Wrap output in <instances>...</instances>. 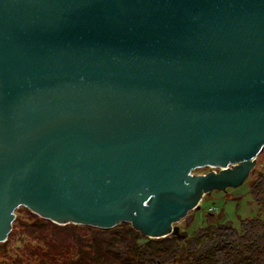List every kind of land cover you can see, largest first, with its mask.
Returning a JSON list of instances; mask_svg holds the SVG:
<instances>
[{
  "label": "water",
  "instance_id": "water-1",
  "mask_svg": "<svg viewBox=\"0 0 264 264\" xmlns=\"http://www.w3.org/2000/svg\"><path fill=\"white\" fill-rule=\"evenodd\" d=\"M263 146L264 0H0V242L19 206L177 234Z\"/></svg>",
  "mask_w": 264,
  "mask_h": 264
},
{
  "label": "trees",
  "instance_id": "trees-1",
  "mask_svg": "<svg viewBox=\"0 0 264 264\" xmlns=\"http://www.w3.org/2000/svg\"><path fill=\"white\" fill-rule=\"evenodd\" d=\"M249 192L254 200L264 202L263 173L250 181ZM25 211L27 220L20 215L14 218L5 241L19 229L31 239L24 248L36 264H264V220L258 217L241 219L237 229L229 221L207 216L192 234L180 230L148 237L127 221L110 228L58 224L28 208Z\"/></svg>",
  "mask_w": 264,
  "mask_h": 264
},
{
  "label": "rangeland",
  "instance_id": "rangeland-1",
  "mask_svg": "<svg viewBox=\"0 0 264 264\" xmlns=\"http://www.w3.org/2000/svg\"><path fill=\"white\" fill-rule=\"evenodd\" d=\"M212 169L218 171L217 167L202 166L193 169L192 173L205 174ZM259 173L264 174V146L256 155L253 171L240 185L227 187L224 190L214 189L206 193L203 195L199 207L189 210L175 224L179 226V230H185L188 234H192L198 227L205 224L207 216H212L213 219L218 218L221 222L229 221L237 229H240V220L243 218L258 217L264 220V202H257L249 192L250 181L256 179ZM20 207H23V210H15L14 218L20 215L21 220L25 221L27 220L25 211L27 207ZM28 240L31 239L18 229L12 239L0 242L4 245L0 247V263L36 264V258L27 255L25 251V243Z\"/></svg>",
  "mask_w": 264,
  "mask_h": 264
}]
</instances>
